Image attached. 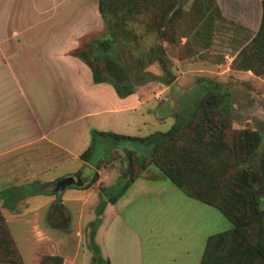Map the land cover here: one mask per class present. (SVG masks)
<instances>
[{
  "label": "rangeland",
  "instance_id": "rangeland-1",
  "mask_svg": "<svg viewBox=\"0 0 264 264\" xmlns=\"http://www.w3.org/2000/svg\"><path fill=\"white\" fill-rule=\"evenodd\" d=\"M92 2L97 4V0ZM84 5L85 0H0V41L5 40L2 47H11L9 61L12 70L17 71L18 59H24L21 66H25L41 44L55 42L60 47L70 29L68 24L76 19L81 26L85 17L86 31L76 50L85 49L95 38H109L106 53L97 54L95 49L89 57L97 55V68L103 66L104 53L119 60L134 87L132 112L106 115L103 127L137 140H99L87 160L88 166L71 159L62 167L48 169L22 183H12L19 176L1 168L0 215L8 235L0 232V264H40L44 256H56L60 261L48 259L43 264H92L94 251L90 243L97 246L102 260L109 257L111 264H136V237L132 233L121 231L117 224L113 232L117 233L109 241L108 236H98L108 197H115L126 184L125 193L134 183L140 189L147 186L146 206L135 207L132 214L134 221L146 220L145 227L137 224L144 237L145 261L152 253L145 241L146 228L154 229L158 221L183 226L188 220L169 207L179 201L169 190L172 186L179 190L178 196L192 201L187 203L191 213L198 202L216 210L218 223L219 219L224 223L209 234L214 235L213 260L222 264H264V257L258 253L259 226L250 193L241 180L243 168L253 174L264 206L261 5L257 0H108L105 17L112 24L110 30L99 13L80 16ZM157 52L162 57L159 62ZM146 71L158 79L141 82ZM198 126L202 131L197 139L201 140L200 147L186 143L195 137L194 128ZM249 131L256 133L258 141L247 156ZM168 136L173 139L164 147L166 143L161 141ZM215 142L223 148L225 173L218 174L219 165L211 178L194 170L191 175L181 172L189 180L184 190L170 179L171 171L169 177L161 171L165 166L174 170L177 165L168 152L183 153L182 158L191 157L193 164L200 167H214L208 157L210 149L216 148ZM191 159L186 163L190 164ZM39 169L40 166L33 170ZM68 170L71 175H64ZM193 174L198 183L191 178ZM67 176L78 177L81 185L70 184L52 191L51 184ZM200 198H216L217 203L208 205ZM191 221L200 225L202 218ZM101 246L108 248V257ZM160 254L156 249L152 259L157 256L159 262Z\"/></svg>",
  "mask_w": 264,
  "mask_h": 264
},
{
  "label": "crops",
  "instance_id": "crops-1",
  "mask_svg": "<svg viewBox=\"0 0 264 264\" xmlns=\"http://www.w3.org/2000/svg\"><path fill=\"white\" fill-rule=\"evenodd\" d=\"M257 1L260 6L261 0ZM82 13L98 15L96 2L85 0L79 15ZM84 21L81 26L76 24V19L68 24L70 29L60 47L55 42L41 44L39 52L31 61H25V66H21L24 59H18L17 71L12 70L9 61L13 54L11 47H2L5 40L0 41V172L2 168L17 174L19 179L12 183H22L48 169L62 167L71 159H79L86 165L87 161L80 159L79 154L90 143V130L105 131L106 115L130 114L135 106L134 93L120 98L109 84L94 83L89 68L76 56L79 38L86 31L85 17ZM39 166L41 170L34 172ZM64 175L71 172L68 170ZM169 190L179 200L169 207L188 220L183 226L158 221L154 229L144 230L150 251L159 249L161 253L159 262L157 256L152 259V253L144 260V237L138 225L145 227L146 220L132 219L135 207L146 206L147 186L140 189L137 183L131 184L124 195L104 205L98 236H108L109 241L119 224L121 231L136 237V264H195L206 237L217 232L222 222L219 219L218 223L216 210L198 202L194 204L196 211L193 206L191 213L187 203L192 201L185 196L182 199L177 195L179 190L172 186ZM196 218H202L200 225L191 221ZM166 249L170 251L164 254ZM101 250L108 257V248L101 246ZM100 256L103 257L101 253ZM105 260L111 264L109 257Z\"/></svg>",
  "mask_w": 264,
  "mask_h": 264
},
{
  "label": "trees",
  "instance_id": "trees-1",
  "mask_svg": "<svg viewBox=\"0 0 264 264\" xmlns=\"http://www.w3.org/2000/svg\"><path fill=\"white\" fill-rule=\"evenodd\" d=\"M108 0H97V11L100 14L104 25L106 26V28L108 30L112 29V24L111 22L105 17V8L108 6H106ZM260 5L262 8V16H264V0L260 1ZM110 39L108 38H101V39H93V41L90 43L89 46H87L85 49H79L76 51V56L78 58H80L89 68L90 73H91V79L94 83L97 82H104L109 84L115 94L122 98L125 97L128 94H131L134 92V87L132 86V83L129 81V78L125 72V68L124 66L119 62V60H116L115 58H113L112 56L105 54L107 49L110 46ZM97 49V54H99V52H105L103 57H102V61H103V66L100 67H95L94 64L97 62L96 59H98L97 55H94L93 58L89 57V53H91V51ZM156 60L159 62L161 60L162 57H160V55L158 54V52L156 53ZM106 69V70H104ZM142 77V81L141 82H146L147 80H153V79H158V77H156V75H153L152 73L146 71L144 73H142L141 75ZM215 102H217L216 100H214ZM196 131L195 137H193V139L191 141H183L186 142L187 144H189L190 142L196 143L199 145H201V140L197 141V139L199 137H201V128L195 127L194 128ZM178 132V130H176L174 132V134ZM100 138V139H98ZM164 139L161 141L164 144V147L167 145V143H169L172 139L173 136H168V137H163ZM247 153L246 155L248 156L256 147L257 145V141H258V136L256 135V133L249 131L247 132ZM101 140V141H109V142H122V141H133V140H137V138L135 136H130V135H123V134H118V133H114V132H110V131H98V130H90V143L89 145L79 154V158L87 161L89 156L92 153L93 147L95 145V143L97 144V142ZM176 140V139H174ZM178 142H181L179 140H177ZM182 143V142H181ZM214 147L216 148H211L210 149V154L208 159L212 161L214 167H206L207 165H205L204 167H200L198 165H194L193 161L191 159V163L187 164L186 161L190 160L189 158H182V154L180 152H168L169 156L177 161V165L174 168V170H172L171 168L167 169V166L162 167V172L164 171L166 176H170V171H171V175L172 177L170 179H172V181H176L177 183H175V186H177L178 188H182V189H188L189 186L185 183H187L189 180L186 179V177H184L182 175V173H187L190 174V171L194 170L197 172H200L201 175L205 176L206 174L209 175V178H211V172H213L214 170L217 169V165H219V169H217L219 172L218 174L221 175L222 173H225L227 169V163L226 160L224 159L225 155L223 154V152H221L223 150L222 147L218 148L217 146V142H215L213 144ZM211 146V147H213ZM168 148H172L171 145H168ZM167 148V149H168ZM166 149V150H167ZM174 149V148H173ZM193 156V154L191 155ZM262 159V156H261ZM261 163H263V159L261 161ZM262 170V174L264 173V167L261 168ZM182 172V173H181ZM191 175V174H190ZM195 177V174H193L191 176ZM193 179V178H192ZM194 180V179H193ZM243 183L247 186L248 191L250 193V197H251V208L253 213L255 214V219L256 222L259 226V232H258V253L260 254L261 257H264V242L262 240L263 236H264V206H263V195L259 192L256 191V185H255V179L253 174L247 170L243 168V172H242V179ZM196 181V180H194ZM198 183V181H196ZM208 185H210L209 180L207 181ZM126 187V184L124 185ZM122 187L118 190L117 194H116V198L119 196H122L124 194V188ZM115 197L111 196L108 197V201L110 203H113L115 201ZM203 201L208 203V205H216L217 201L216 198H212V201H209L208 199L205 198H200L199 201ZM201 201V202H202ZM100 210L98 209V212ZM0 232H4V234L7 236L8 235V231L6 230V226H5V220L3 219L2 215H0ZM91 238V237H90ZM214 240V235H209L207 237V242H206V247L201 255L199 264H222L221 262L217 263L215 260L212 259V253L213 251H215V247H214V243L212 242ZM212 242V243H211ZM89 247L93 249L94 251V259L92 261V264H107V260H102L101 256L99 255V250L97 248L96 245H92V243L89 244ZM48 259H55L57 261H60L59 257H49V256H44L42 258V260L40 261V264H43L46 260Z\"/></svg>",
  "mask_w": 264,
  "mask_h": 264
},
{
  "label": "water",
  "instance_id": "water-1",
  "mask_svg": "<svg viewBox=\"0 0 264 264\" xmlns=\"http://www.w3.org/2000/svg\"><path fill=\"white\" fill-rule=\"evenodd\" d=\"M70 184H75L78 186V185H81V181L78 177L74 178L73 176H67L64 178H60L51 184L52 191L62 190L65 186L70 185Z\"/></svg>",
  "mask_w": 264,
  "mask_h": 264
}]
</instances>
